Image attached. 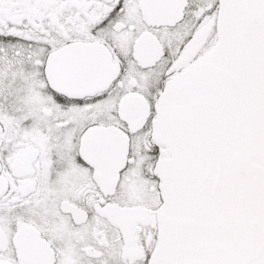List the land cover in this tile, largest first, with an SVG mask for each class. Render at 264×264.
Instances as JSON below:
<instances>
[{"label": "snow or ice", "instance_id": "6c2138e0", "mask_svg": "<svg viewBox=\"0 0 264 264\" xmlns=\"http://www.w3.org/2000/svg\"><path fill=\"white\" fill-rule=\"evenodd\" d=\"M0 264H264V0H0Z\"/></svg>", "mask_w": 264, "mask_h": 264}]
</instances>
